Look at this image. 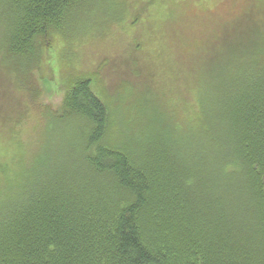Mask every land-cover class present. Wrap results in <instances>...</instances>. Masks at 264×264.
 Returning <instances> with one entry per match:
<instances>
[{
  "label": "trees",
  "instance_id": "1",
  "mask_svg": "<svg viewBox=\"0 0 264 264\" xmlns=\"http://www.w3.org/2000/svg\"><path fill=\"white\" fill-rule=\"evenodd\" d=\"M179 3L0 0V78L46 123L36 141L0 151V264H264V32L223 38V23L216 41L190 51L194 25L177 24ZM152 6L149 37L172 59L152 84L168 91L126 84L107 95L93 53V72H68L55 87L57 108L39 100L31 78L53 39L72 65L74 47L98 39L76 34L121 29L113 22L129 8L137 28ZM34 96L41 111L28 106Z\"/></svg>",
  "mask_w": 264,
  "mask_h": 264
},
{
  "label": "rangeland",
  "instance_id": "2",
  "mask_svg": "<svg viewBox=\"0 0 264 264\" xmlns=\"http://www.w3.org/2000/svg\"><path fill=\"white\" fill-rule=\"evenodd\" d=\"M107 9L112 14H115L117 11L109 2ZM176 10L177 13H181L182 15L181 21L177 23L179 26H185V30L188 31L189 25H194L192 26L193 28L189 29L192 34L185 35L186 39L191 38L189 39L190 41H196L197 47L191 45L190 51L197 48L201 51V45L204 42L208 44L210 39L216 41V35L222 33V29H218V27L223 23L228 24L227 27L223 28L224 32L221 34L223 38H229V35L245 39L249 37L256 38L264 32V0H181V3L176 6ZM148 13L147 19L139 21L143 37L142 34H136L139 27H132L128 22V19L133 14L131 8H129L126 17L118 23L113 22V25L118 24L121 29L113 27L108 33L109 25L104 35L101 34V31L104 29L101 30L99 28L98 31H94L95 28H93L92 32L85 29L88 25H92V22H95L97 18H91V21L88 20L89 18H84L81 25H83L85 30L80 34H76L75 37H81L84 40H90V37L98 39L94 40L93 43L89 42L90 45L85 44L84 46L74 47L81 55V59L73 62L72 65H68L70 61L66 63V58L62 59L64 58L63 52L66 51L63 44L60 41H58L59 43L56 42L57 39H53L49 47L50 50L44 52L43 62L40 63L39 69L35 71L31 78L34 84L40 85L38 92L39 100L42 103H46L49 108H57L61 100L55 87L61 85L62 77L68 75V72L71 74L84 73L86 71L93 72L94 68L90 69L92 66L88 67L89 62L93 61V53L99 55H95V64H97L96 68L99 72L97 76L107 95L115 93L121 85L124 86L126 84H135L139 90H143L145 93L153 92L155 97L162 92L160 89L168 91V87L159 88V86H155L153 88V80L157 78L160 73L159 70L163 69L161 65L169 63V61L171 62L172 59L170 60L156 43L155 48V44L149 37L151 35L154 40L156 36V7L152 6V10H148ZM161 18L159 16V19ZM235 23L238 26V30H234L232 27ZM96 24L93 23V25ZM98 25H106V23L98 22ZM196 27L198 28L196 29ZM145 28L149 31L148 36L144 35ZM138 42H141L143 45L145 44V52L138 49ZM74 45H77V42ZM148 45L151 49L147 51ZM151 51L152 54L150 55ZM83 54H89V58L87 60L83 59ZM201 54L198 52L194 55L200 56ZM151 60L154 61V64ZM179 60L178 71L182 65V59L180 58ZM177 77L176 80L183 83L182 74ZM52 93L54 96L48 95ZM183 95L186 97L187 92L185 91ZM35 98V96L31 98L28 106L31 111H41L43 106L37 103ZM23 101L21 90L17 88V85L12 80L10 81V78H8V82L0 78L1 152L6 148L5 142L8 141V153L14 154L17 150V145H23V141L28 136H30L29 141H36L40 137L38 128H42L43 125L44 127L46 126L44 122L45 117L40 118L38 121L31 116L30 118L28 117L31 114L26 111ZM6 126L11 127L9 132L5 130Z\"/></svg>",
  "mask_w": 264,
  "mask_h": 264
}]
</instances>
